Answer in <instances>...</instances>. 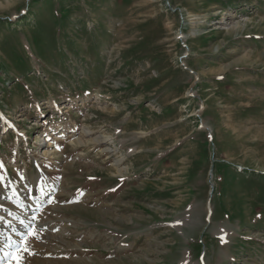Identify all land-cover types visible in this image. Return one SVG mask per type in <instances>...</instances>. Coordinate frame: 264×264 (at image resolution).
I'll list each match as a JSON object with an SVG mask.
<instances>
[{
    "label": "rangeland",
    "instance_id": "rangeland-1",
    "mask_svg": "<svg viewBox=\"0 0 264 264\" xmlns=\"http://www.w3.org/2000/svg\"><path fill=\"white\" fill-rule=\"evenodd\" d=\"M32 183L25 258L264 264V0H0V216Z\"/></svg>",
    "mask_w": 264,
    "mask_h": 264
},
{
    "label": "bare ground",
    "instance_id": "bare-ground-1",
    "mask_svg": "<svg viewBox=\"0 0 264 264\" xmlns=\"http://www.w3.org/2000/svg\"><path fill=\"white\" fill-rule=\"evenodd\" d=\"M82 135L89 136L90 133L83 131ZM91 142L102 145V150L105 153L111 154L114 151L105 137H92ZM79 143L83 144L82 141H79ZM46 148H49V146H45L44 149ZM29 189L31 190L27 191L30 193H24L25 191L22 193L19 191L5 192L6 198L13 202L14 208H19V212L10 210L7 211L9 219L4 216L0 218V264H16L18 256L22 257L21 264H61L55 260L47 261L32 255H28L25 258L26 253L23 250L16 251L15 249L19 244L22 246L24 238L30 235L31 230H42V226L37 221L33 222L32 219L34 217L31 216L41 207L48 194L43 192L41 197H35V192L32 191L35 189ZM29 200L33 201V203L29 202Z\"/></svg>",
    "mask_w": 264,
    "mask_h": 264
},
{
    "label": "snow or ice",
    "instance_id": "snow-or-ice-1",
    "mask_svg": "<svg viewBox=\"0 0 264 264\" xmlns=\"http://www.w3.org/2000/svg\"><path fill=\"white\" fill-rule=\"evenodd\" d=\"M37 235H38V232L36 230H33L32 233H31L32 238H35ZM21 250L28 251L26 243L24 244L23 249H18V251H21ZM21 260H22V257L18 256L16 264H21Z\"/></svg>",
    "mask_w": 264,
    "mask_h": 264
}]
</instances>
